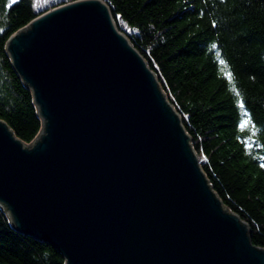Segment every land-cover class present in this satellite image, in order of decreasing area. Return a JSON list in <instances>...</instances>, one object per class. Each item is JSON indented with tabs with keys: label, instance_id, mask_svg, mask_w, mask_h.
<instances>
[{
	"label": "water",
	"instance_id": "1",
	"mask_svg": "<svg viewBox=\"0 0 264 264\" xmlns=\"http://www.w3.org/2000/svg\"><path fill=\"white\" fill-rule=\"evenodd\" d=\"M6 49L42 128L0 119V209L65 264H264L178 112L103 0L35 15Z\"/></svg>",
	"mask_w": 264,
	"mask_h": 264
},
{
	"label": "trees",
	"instance_id": "2",
	"mask_svg": "<svg viewBox=\"0 0 264 264\" xmlns=\"http://www.w3.org/2000/svg\"><path fill=\"white\" fill-rule=\"evenodd\" d=\"M103 1L178 112L209 185L264 248V0ZM44 10L0 0V119L25 143L42 119L6 45ZM0 264L65 259L12 228L0 209Z\"/></svg>",
	"mask_w": 264,
	"mask_h": 264
},
{
	"label": "rangeland",
	"instance_id": "3",
	"mask_svg": "<svg viewBox=\"0 0 264 264\" xmlns=\"http://www.w3.org/2000/svg\"><path fill=\"white\" fill-rule=\"evenodd\" d=\"M61 1L65 0H33V6L36 11H40L57 5Z\"/></svg>",
	"mask_w": 264,
	"mask_h": 264
},
{
	"label": "snow or ice",
	"instance_id": "4",
	"mask_svg": "<svg viewBox=\"0 0 264 264\" xmlns=\"http://www.w3.org/2000/svg\"><path fill=\"white\" fill-rule=\"evenodd\" d=\"M213 47H215V45H213ZM220 62H221V64H223V63H224V61H223V60H221Z\"/></svg>",
	"mask_w": 264,
	"mask_h": 264
}]
</instances>
